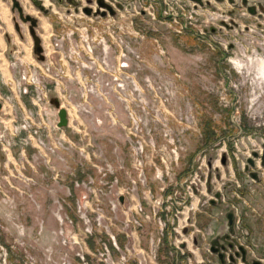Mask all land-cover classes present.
<instances>
[{
  "label": "rangeland",
  "instance_id": "obj_1",
  "mask_svg": "<svg viewBox=\"0 0 264 264\" xmlns=\"http://www.w3.org/2000/svg\"><path fill=\"white\" fill-rule=\"evenodd\" d=\"M15 1L37 38L98 21L82 12L96 0H38L43 12ZM103 1L121 31L132 24L136 86L50 150L0 147V264H221L210 249L229 211L233 241L264 264V0ZM10 8L0 65L13 50L37 57Z\"/></svg>",
  "mask_w": 264,
  "mask_h": 264
},
{
  "label": "built area",
  "instance_id": "obj_2",
  "mask_svg": "<svg viewBox=\"0 0 264 264\" xmlns=\"http://www.w3.org/2000/svg\"><path fill=\"white\" fill-rule=\"evenodd\" d=\"M83 18L98 21L95 25L87 22L75 25L69 20L71 28V25H61L59 31L40 36V60L38 57L27 60L22 50L11 52L7 62L10 74L2 80L8 94L0 100V123L6 121L11 125L10 139L15 142L0 131V147L8 149L17 145L36 150L55 147L53 137L63 128L58 127V110L49 104L52 97L66 113L65 128L85 133L88 129L83 126V119L93 116L106 102L108 93L115 92L119 96L125 86H136L133 74L126 73L135 62H141L131 43L132 24L121 31L113 16L93 17L91 14ZM21 98L28 100V109L18 102ZM11 100H16L22 113L17 119L3 107L4 101L10 103ZM122 101L125 109H129V101ZM107 116L114 124L113 115L107 113ZM129 119L135 122L131 113ZM21 134L23 136L19 137Z\"/></svg>",
  "mask_w": 264,
  "mask_h": 264
},
{
  "label": "water",
  "instance_id": "obj_3",
  "mask_svg": "<svg viewBox=\"0 0 264 264\" xmlns=\"http://www.w3.org/2000/svg\"><path fill=\"white\" fill-rule=\"evenodd\" d=\"M59 3H62L63 0H56ZM70 3V0H68ZM30 2L41 12H43V7L39 3L38 0H30ZM11 3V12H16L17 17L20 22L27 23L28 24V33L30 38L33 42V52L37 55L38 59L40 60V46H39V40L35 35L34 28L36 26V22L34 19L30 18L27 15L22 14V10L19 6V4L15 0H10ZM96 4L98 6V10L93 13V15L104 17L107 14L110 16L115 15V11L107 5L103 0H96ZM119 7V5L117 6ZM120 9H123V7H120ZM102 10V11H100ZM82 12L90 16L92 14V10L90 8H83ZM17 27V25H15ZM49 104L52 105L55 109L58 110V127L59 128H65L67 126V119H66V113L63 109H60V105L56 99H50ZM252 164L251 162H249ZM218 198L219 196L216 195ZM120 202H122V199H120ZM225 218L227 220V234L223 238V244H220L219 246L213 245L210 249V251L217 255L219 261L221 264H226V261H228V264H235L237 260H240L241 264H249V261L247 260V253L246 250L241 246L235 243L233 241L232 237L235 235L234 232V213L232 211H229ZM251 264H260L259 261H252Z\"/></svg>",
  "mask_w": 264,
  "mask_h": 264
},
{
  "label": "crops",
  "instance_id": "obj_4",
  "mask_svg": "<svg viewBox=\"0 0 264 264\" xmlns=\"http://www.w3.org/2000/svg\"><path fill=\"white\" fill-rule=\"evenodd\" d=\"M4 1L5 0H1L0 1V7H4ZM1 45H3L5 47V42L3 41V33H0V54H2L3 49H1ZM2 66V67H1ZM0 86L3 85L2 80L5 77H8V73H7V62H5L4 64L0 65ZM4 86V85H3ZM8 94L7 89L4 87H0V100L2 98H4L6 95ZM50 99H55V97H52ZM19 103H25L26 105L29 106L28 100L26 98H21L19 101ZM14 106L16 107V100H11L10 103H7L6 101H4L3 103V107L8 109V112L11 113V111L13 110Z\"/></svg>",
  "mask_w": 264,
  "mask_h": 264
},
{
  "label": "flooded vegetation",
  "instance_id": "obj_5",
  "mask_svg": "<svg viewBox=\"0 0 264 264\" xmlns=\"http://www.w3.org/2000/svg\"><path fill=\"white\" fill-rule=\"evenodd\" d=\"M15 29H17V27L14 25Z\"/></svg>",
  "mask_w": 264,
  "mask_h": 264
}]
</instances>
